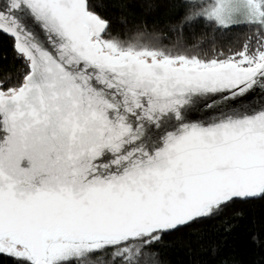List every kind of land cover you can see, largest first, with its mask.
<instances>
[{"label":"snow or ice","instance_id":"snow-or-ice-1","mask_svg":"<svg viewBox=\"0 0 264 264\" xmlns=\"http://www.w3.org/2000/svg\"><path fill=\"white\" fill-rule=\"evenodd\" d=\"M180 4L124 37L92 0H4L23 71L0 66V257L154 264L166 235L264 199V0ZM195 21L250 35L205 52Z\"/></svg>","mask_w":264,"mask_h":264},{"label":"trees","instance_id":"trees-1","mask_svg":"<svg viewBox=\"0 0 264 264\" xmlns=\"http://www.w3.org/2000/svg\"><path fill=\"white\" fill-rule=\"evenodd\" d=\"M92 2L94 10L111 21L112 33L124 37L132 36L143 24L149 32L166 33L168 25L178 23L185 14L180 0ZM184 35L189 43L200 39L205 52L227 51L238 50L250 31L243 26L214 31L203 21H195L185 27ZM12 45L13 38L0 32V66L15 74L23 71V63L14 59ZM148 251L155 254L154 264H264V199L235 200L219 215L166 235ZM0 264L12 262L0 257Z\"/></svg>","mask_w":264,"mask_h":264},{"label":"water","instance_id":"water-1","mask_svg":"<svg viewBox=\"0 0 264 264\" xmlns=\"http://www.w3.org/2000/svg\"><path fill=\"white\" fill-rule=\"evenodd\" d=\"M4 0H0V6H2ZM38 31V30H37ZM2 33V32H1ZM4 34V33H3Z\"/></svg>","mask_w":264,"mask_h":264}]
</instances>
